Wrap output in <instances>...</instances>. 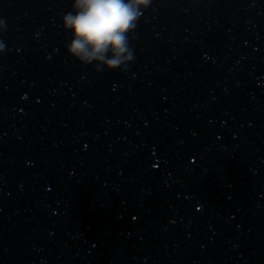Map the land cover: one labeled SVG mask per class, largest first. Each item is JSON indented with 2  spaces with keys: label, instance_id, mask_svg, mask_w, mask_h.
<instances>
[{
  "label": "water",
  "instance_id": "1",
  "mask_svg": "<svg viewBox=\"0 0 264 264\" xmlns=\"http://www.w3.org/2000/svg\"><path fill=\"white\" fill-rule=\"evenodd\" d=\"M69 11L0 0V264H239L264 0H151L123 72L67 55Z\"/></svg>",
  "mask_w": 264,
  "mask_h": 264
},
{
  "label": "clouds",
  "instance_id": "2",
  "mask_svg": "<svg viewBox=\"0 0 264 264\" xmlns=\"http://www.w3.org/2000/svg\"><path fill=\"white\" fill-rule=\"evenodd\" d=\"M150 3L151 0H72V11L61 21L63 30L71 33L67 55L83 65L95 62L96 71H125L133 58L128 34Z\"/></svg>",
  "mask_w": 264,
  "mask_h": 264
}]
</instances>
